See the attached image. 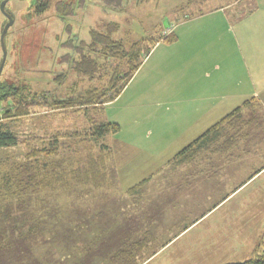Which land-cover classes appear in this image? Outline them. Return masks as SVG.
I'll return each instance as SVG.
<instances>
[{
    "label": "rangeland",
    "instance_id": "1",
    "mask_svg": "<svg viewBox=\"0 0 264 264\" xmlns=\"http://www.w3.org/2000/svg\"><path fill=\"white\" fill-rule=\"evenodd\" d=\"M33 1L7 0L4 10L0 9V34L8 20L6 13L13 14L4 35L6 54L0 81L23 84L30 93L48 90L50 96L63 99L82 95L90 87L107 86L115 70L128 69L125 58L100 54L99 46L89 51L86 45L83 50L96 60L99 69L92 75L74 71L70 61L60 60L69 52L60 45L67 37L64 21L53 6L36 11ZM259 2L262 4V0H128L123 9L113 10L103 9L99 0H86L84 7L66 18L76 43L89 42L90 28L101 30L108 22L117 23L112 38L122 40L125 48L140 40L142 66L122 95L105 108L53 109L40 103L25 115L4 119L19 139L15 145L0 148V181L3 174L16 179L26 172L23 166L28 164L29 172H65L69 184L52 181L22 195L17 188L14 195L0 190V264H225L263 253L264 172L249 178L253 172L248 171L257 168L264 155L242 153L250 148V144L244 145L245 132L246 140L259 138L257 141L264 144L262 113L250 110L243 114L253 120L242 129L237 145L223 152L203 150L194 157L189 153L187 157L192 158L187 160L175 155L198 137L192 135L193 129L176 138L180 125L168 127L177 122L169 109L163 106L153 112L148 105L137 104L145 101L143 91L151 95L153 90L172 89L169 79L178 74L179 66L185 67L175 63L165 68L166 62L160 61L153 70L160 52L157 46L147 61L153 39L162 37L171 25L175 31L177 17L195 16L228 4L231 20L230 12L234 15V36L241 42L245 34L240 32L244 23L240 18L244 10ZM213 15L216 17L204 16L189 25L197 30L224 26L220 17ZM254 33L252 44L257 46L258 34ZM209 35L216 37L214 33ZM234 64L235 70H241V65ZM60 72L65 77L54 81ZM92 120L118 122L122 125L118 136L129 135L134 121L143 124L140 130H133V147L119 151L112 134L98 141L90 137ZM54 138L56 152L29 155ZM256 147L264 146L255 144L253 150ZM210 154L209 161L206 156ZM92 160L99 166L102 161L107 168H100L107 172L100 186L78 183L73 177V172H84ZM158 165L160 170L155 168ZM112 166L118 168L115 180L110 176ZM203 169L213 173L184 175ZM143 178L147 180L142 185L129 188ZM147 229L150 234L145 235ZM124 243L129 249H121Z\"/></svg>",
    "mask_w": 264,
    "mask_h": 264
},
{
    "label": "crops",
    "instance_id": "2",
    "mask_svg": "<svg viewBox=\"0 0 264 264\" xmlns=\"http://www.w3.org/2000/svg\"><path fill=\"white\" fill-rule=\"evenodd\" d=\"M260 4L259 2L256 7L248 9L247 11L244 10L245 13H243L240 18L241 21L244 22L240 28V32L245 35L242 37L241 42L237 41L234 36V25L232 24L234 15L233 12H230L231 18H233V20H231L230 15L227 13L228 4L219 5L218 7L208 10V12L205 11L195 16L191 14L190 16L177 17L175 19L177 26L175 25L176 29L172 31V40H159L152 44L151 54L147 58V61L154 53L155 49L159 48L160 52L152 65L153 70H155V67L159 66L161 62H166L165 68H171L175 63H180L181 65H185V67L179 66L178 74L169 79L171 82L169 87L172 89L161 91L153 90V94L151 95H148V91L141 92V94L145 96L143 97L145 101L137 103L138 106H143L144 104L146 106L148 105L152 108L151 110L153 112H155L157 108L163 106H165L164 109H169L172 119L177 122L168 124V127L171 128L177 124L180 125L181 131L174 134L176 138L181 135H188V131H191V129H193L192 135L196 137L200 136L225 114L248 99L251 100L250 102L252 105L244 107L242 113L244 114L252 110L256 113H262L260 116L264 118V0H262L263 10L261 8L262 4ZM213 14H217L220 17L222 25L224 24V26L212 27L215 26L212 25L209 28L206 27L204 30L201 27L197 30L195 26L193 28L191 27L192 25H189L200 22V18L204 16L216 17V15ZM254 32L258 34L257 46H253L252 44ZM211 33L216 34V37L214 36L215 38H211L209 35ZM211 39L216 40L211 42ZM210 43L212 47H210ZM161 46L163 47L160 48ZM235 61L237 66L241 65V70H235ZM167 63L170 64V67H167ZM141 64L135 72L139 71L142 66ZM185 70H188V73L184 72ZM176 82L178 85H176ZM125 86L116 98L122 95L124 90H126L127 87ZM116 98L105 103L103 108L111 104ZM133 106L134 105H131L132 108ZM133 109L135 111L136 107ZM250 119L253 120V118ZM116 123L119 126L118 131L107 136H112L113 142L117 145L119 151H124L122 148L133 147L130 145L132 142V140H130L131 136L134 138L133 136L136 135L133 130H140L143 123L138 121L132 122L130 127L131 131H128L129 135L121 134L119 136L118 134L122 125L118 122ZM246 125L243 126V131ZM161 130L162 129H159L158 131ZM161 134L162 133H156L157 136ZM244 135V145L250 144V148H244L242 153L246 155L253 151L252 153L254 155H264V147H256L253 150L255 144H257V146H264V144H260V142L257 141L259 138L253 141L248 139L250 142L247 143L248 140H246V138L248 134L245 132ZM237 143L235 145H237ZM206 157L209 161L212 159L211 154ZM208 165L211 167L213 166L212 163ZM155 168L156 170H160L161 167L158 165ZM114 169L117 174L118 168ZM263 170L264 161L259 164L257 168L249 169L248 172H253L249 178L253 177L258 172H264ZM228 172H236V170H229ZM209 173L211 174L213 171H206L203 169L202 172H186L184 175H186V177H196V175L206 176ZM247 180L241 182L231 192L236 190ZM187 181L189 182V180ZM197 183L198 182L194 184ZM129 188L127 190H129ZM145 232V235H148V233L150 234L148 229L145 230Z\"/></svg>",
    "mask_w": 264,
    "mask_h": 264
},
{
    "label": "trees",
    "instance_id": "3",
    "mask_svg": "<svg viewBox=\"0 0 264 264\" xmlns=\"http://www.w3.org/2000/svg\"><path fill=\"white\" fill-rule=\"evenodd\" d=\"M128 0H99L103 9L121 10L125 7ZM86 0H34L33 7L36 11L43 12L50 7H54L58 16L64 21V29L67 32L66 39L60 44L62 47L67 48L69 52L60 57L61 61H70L72 69L78 73L93 74L99 69L98 63L92 58L89 53H85L83 50L87 45L88 50H94L98 47L97 51L100 54H112L118 55L120 58L126 59L128 63V69L125 71L115 70L110 76L107 86L101 88L90 87L85 90L84 94L75 97L68 98H55L50 96L48 90H44L38 93H30L27 87L23 84H16L12 82L0 81V108H3V112L0 113V148L15 145L18 142L17 133L11 128L10 124L6 122V118L10 116H22L29 112V108L32 106L40 105V103L50 106L51 108H72L89 106L99 109L103 108L105 103L112 101L120 93L123 87L128 83L132 75L138 69L142 63L141 57V41H134L125 48L122 40L113 39L112 34L118 28V24L115 22H108L104 28L97 30L94 28L89 29L90 40L86 43L83 40H79L76 43V38L72 37V25L66 22V18L74 16L77 13V9L84 7ZM172 32L166 36L153 39V43L159 40H172ZM96 50V49H95ZM149 51V49H148ZM147 51V52H148ZM73 53H77V57ZM65 77V73H58L54 76V81L60 82ZM251 100H244L241 105L235 107L232 111L225 114L216 123L211 125L200 136L195 138L188 145L183 147L176 153V158H185L189 160L186 154L192 153L193 157L198 155L203 150H208L211 153L226 151V148L234 146L238 137L242 134L243 126L250 123V118H244L242 109L244 107L252 105ZM119 126L116 122L97 121L92 120L89 127V135L94 140H102L105 136L117 132ZM56 138L49 141V145L44 148H35L29 155L36 156L38 153L50 155L56 152L54 144ZM191 155V156H192ZM103 165V167H101ZM26 172H21L20 176L16 175V179L9 177L7 174H3L0 181V190L10 194H17L16 190L19 189L22 194L29 193L36 190L40 185H48L52 181L69 184V181L65 175V172H29L31 166L24 164ZM100 168L106 167L102 161L100 166L96 160H92L88 163V166L83 169L84 172H73V177L78 183H91L95 186H100L107 179L106 173ZM110 176L115 180V169L111 168ZM147 178H143L138 183L134 184L131 189H135L137 186L142 185ZM15 188H17L15 190ZM139 241H144L140 239ZM264 245V234L262 239ZM136 243V242H132ZM139 243V242H137ZM135 245V244H134ZM129 249L128 244H123V250ZM155 251L146 256L148 258ZM130 255L129 252H127ZM225 264H264V249L263 253L255 258L247 259L238 262H229Z\"/></svg>",
    "mask_w": 264,
    "mask_h": 264
},
{
    "label": "water",
    "instance_id": "4",
    "mask_svg": "<svg viewBox=\"0 0 264 264\" xmlns=\"http://www.w3.org/2000/svg\"><path fill=\"white\" fill-rule=\"evenodd\" d=\"M7 0H2L0 2V9L3 11L4 10V5L6 3ZM7 15V22L5 23V25L3 26V29L1 31V34H0V42H1V46H2V60L0 62V72L2 70V67H3V63H4V60H5V46H4V35L6 33V30L7 28L9 27V25L13 22V14L12 13H6Z\"/></svg>",
    "mask_w": 264,
    "mask_h": 264
},
{
    "label": "built area",
    "instance_id": "5",
    "mask_svg": "<svg viewBox=\"0 0 264 264\" xmlns=\"http://www.w3.org/2000/svg\"><path fill=\"white\" fill-rule=\"evenodd\" d=\"M173 30V25H171L170 27H167L165 30H164V36L168 35L169 33H171Z\"/></svg>",
    "mask_w": 264,
    "mask_h": 264
}]
</instances>
